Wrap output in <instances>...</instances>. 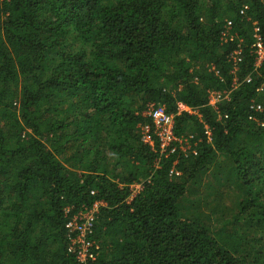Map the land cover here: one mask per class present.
I'll list each match as a JSON object with an SVG mask.
<instances>
[{"label":"trees","instance_id":"1","mask_svg":"<svg viewBox=\"0 0 264 264\" xmlns=\"http://www.w3.org/2000/svg\"><path fill=\"white\" fill-rule=\"evenodd\" d=\"M258 41L264 0H0V264H264ZM221 154L238 198L212 229L181 203ZM93 208L82 259L67 223Z\"/></svg>","mask_w":264,"mask_h":264},{"label":"rangeland","instance_id":"2","mask_svg":"<svg viewBox=\"0 0 264 264\" xmlns=\"http://www.w3.org/2000/svg\"><path fill=\"white\" fill-rule=\"evenodd\" d=\"M220 98V95H212L210 101L213 103ZM141 130L142 133L146 132L144 125H142ZM187 144L182 145V147H188L189 143ZM230 171L229 157L221 154L216 164L204 169L203 175L197 179V184L188 189L181 203L183 214L196 215L201 221L209 224L212 229L218 228L227 220L233 219L238 194L232 188L235 181L231 177ZM132 186L133 190L136 191L140 184L133 183ZM94 207H97V203ZM95 208L89 210L90 215H93ZM250 231L252 228L243 227L242 234L249 235Z\"/></svg>","mask_w":264,"mask_h":264},{"label":"built area","instance_id":"3","mask_svg":"<svg viewBox=\"0 0 264 264\" xmlns=\"http://www.w3.org/2000/svg\"><path fill=\"white\" fill-rule=\"evenodd\" d=\"M257 45L259 47L258 48L259 57H261L264 51L259 41L257 42ZM212 95L219 96L220 92L213 91L211 92V96ZM257 106L260 107V105ZM178 109L191 110L189 106L185 105L182 102L178 103ZM147 112L152 118V122L154 124V130L160 138V143H161L160 145L162 147L161 149L165 150L166 146L170 143V141L176 138V136L173 133L174 115L173 113L167 112L161 103H158L150 107V109ZM144 127L146 128V132L143 133V137L145 139H149L150 136L148 133L149 124H144ZM90 211L88 210L83 214L74 216L73 219L67 223V225L77 228L79 230V233L76 236L75 240L77 242H80L78 255L82 259H84L86 255L92 256V253L88 250V246L91 244V241L86 238V234L88 233V231H91V224H92L91 220L93 218V215H90L91 214ZM79 220H82V222L79 223Z\"/></svg>","mask_w":264,"mask_h":264}]
</instances>
